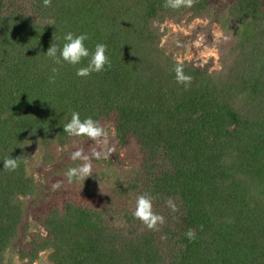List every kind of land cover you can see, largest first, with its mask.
<instances>
[{"label": "trees", "instance_id": "1", "mask_svg": "<svg viewBox=\"0 0 264 264\" xmlns=\"http://www.w3.org/2000/svg\"><path fill=\"white\" fill-rule=\"evenodd\" d=\"M164 3L0 0V264H264V0ZM188 15L228 35L219 68L163 47L162 25ZM68 32L86 33L90 51L106 44L111 67L85 78L87 59L55 64L47 49ZM73 112L99 121L115 151L68 183L82 163L72 152L100 150L63 131ZM11 156L16 171L3 168ZM69 185L92 201L64 195ZM145 192L160 231L132 215Z\"/></svg>", "mask_w": 264, "mask_h": 264}, {"label": "clouds", "instance_id": "2", "mask_svg": "<svg viewBox=\"0 0 264 264\" xmlns=\"http://www.w3.org/2000/svg\"><path fill=\"white\" fill-rule=\"evenodd\" d=\"M195 0H165L164 7L178 10L182 7L191 8L194 6ZM52 0H43L44 7H51ZM89 37L86 33L76 35L72 32H68L63 37L65 43L62 48L55 42L58 41V37L53 36V43L47 49L46 55L55 64H60L61 61L66 62L72 66H76L87 59L88 64L85 67H79L76 71V75L79 77H89L92 73H100L106 70V66L111 67L109 57L106 55L107 45L104 43H97L94 51H90L85 41ZM59 53V55H58ZM173 71L175 72V78L177 83L183 84L187 90L190 86L192 77L186 75L183 66L179 63L176 64ZM54 74L58 73L57 68H52ZM55 75L50 77V82H55ZM63 131L70 137H87L93 141L98 148L91 149V154H85L83 149H78L71 154L72 161H82L77 167H69L65 172V177L68 183H72L74 180H83L93 175L92 159H108L109 155L115 151L114 148L108 147L109 134L106 128L100 124L99 121L94 120L91 117L81 120L79 112H73L71 114L70 121L63 126ZM22 157L5 158L3 160V168L8 171H16L19 167V162ZM26 161V158H25ZM61 187V182H56L52 185V189L58 190ZM153 197L150 193H142L136 198V206L132 215L135 219H138L147 229L153 231H160L161 226L165 224V217L154 211ZM166 206L176 211V205L171 198L166 202ZM186 237L190 241L196 239L194 229H188L185 233ZM166 238V237H162Z\"/></svg>", "mask_w": 264, "mask_h": 264}, {"label": "rangeland", "instance_id": "3", "mask_svg": "<svg viewBox=\"0 0 264 264\" xmlns=\"http://www.w3.org/2000/svg\"><path fill=\"white\" fill-rule=\"evenodd\" d=\"M162 29L164 32L162 45L173 53L177 60L181 62L194 60L198 63L212 60L214 68L220 67L219 46L228 39V35L219 24L188 15L180 22L166 21ZM92 194V191L84 192L73 185L67 186L64 191V195L85 203L92 201Z\"/></svg>", "mask_w": 264, "mask_h": 264}]
</instances>
